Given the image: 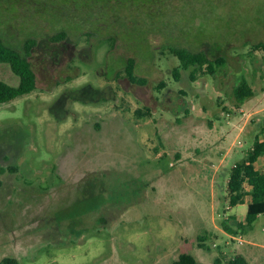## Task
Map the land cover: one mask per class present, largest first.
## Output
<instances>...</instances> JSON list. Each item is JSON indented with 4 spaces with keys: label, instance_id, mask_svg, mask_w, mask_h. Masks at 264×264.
I'll use <instances>...</instances> for the list:
<instances>
[{
    "label": "rangeland",
    "instance_id": "rangeland-1",
    "mask_svg": "<svg viewBox=\"0 0 264 264\" xmlns=\"http://www.w3.org/2000/svg\"><path fill=\"white\" fill-rule=\"evenodd\" d=\"M162 1L152 18L102 20L103 31L132 37L111 50L83 35L95 26L82 15L52 42L60 26L47 4L18 0L12 12L0 0V33L37 41L36 89L0 107V261L172 264L186 253L201 264L234 255L264 264V214L241 243L221 225L244 220L248 199L228 206V174L264 139V0ZM178 47L225 62L214 74L184 69L170 51ZM0 80L18 84L5 63ZM241 81L253 94L240 103Z\"/></svg>",
    "mask_w": 264,
    "mask_h": 264
},
{
    "label": "trees",
    "instance_id": "trees-1",
    "mask_svg": "<svg viewBox=\"0 0 264 264\" xmlns=\"http://www.w3.org/2000/svg\"><path fill=\"white\" fill-rule=\"evenodd\" d=\"M11 1V11L16 9L18 0ZM32 1V0H27ZM37 5L47 4L51 16L60 26L59 31L54 33L50 40L52 42H63L69 35V30L73 28L77 30V25L73 21L80 15L84 16L89 23L92 22L93 31L85 32L90 41L91 38H96V42L107 41L111 46V50L117 47L119 39H126L125 33H119L113 27H105L103 31L100 27L101 21L110 19L118 20L125 12L135 14L139 10H144L149 14L150 18L153 15L161 13L160 4L162 0H34ZM155 7L154 12L151 9ZM46 10V11H47ZM148 10V11H146ZM57 13V14H56ZM59 14V15H58ZM158 18V16H157ZM123 19V18H121ZM67 24L66 26L60 23ZM67 28V29H66ZM129 40L132 37H127ZM144 41L143 36L141 37ZM13 39V38H12ZM37 41L34 38L28 37L21 43H15L0 33V63H5L10 66L12 72L18 77L17 85H10L0 80V107L6 105L20 97L32 93L36 89V74L29 60L32 49L36 46ZM92 45V43H90ZM77 45V44H76ZM257 48L263 50L264 44L258 43ZM110 50V51H111ZM170 51L179 60L180 66L184 69L189 67L193 71H200L205 67L207 74H214L215 67L222 65L225 62L223 57H218L211 61L202 51H191L185 47L171 48ZM135 60L127 58L124 67L126 79L132 82L136 81L134 76ZM173 77L177 81L179 79V70L173 69ZM194 79V76H192ZM144 83V81H141ZM165 85L163 82L157 86L161 89ZM74 93V92H73ZM233 94L237 102H243L245 98L252 96L253 91L245 81H241L240 85L235 87ZM75 95V93H74ZM74 97L72 96V99ZM60 97L56 102L59 104ZM137 117H140L139 112ZM260 157H264V141L258 137L253 142V145L246 151V156L237 164L231 167L228 174L226 198L228 206L234 208L239 204H243L245 198L248 199L247 211L243 221H237L234 215H229L228 218L222 219L221 225L223 230L230 235H241L239 232H245L256 221L259 215L264 214V168L256 166ZM0 264H19L18 260L11 257H5L0 261ZM172 264H201L192 255L182 253ZM215 264H223L221 258H216ZM225 264H249L241 255H234L229 258Z\"/></svg>",
    "mask_w": 264,
    "mask_h": 264
},
{
    "label": "crops",
    "instance_id": "crops-1",
    "mask_svg": "<svg viewBox=\"0 0 264 264\" xmlns=\"http://www.w3.org/2000/svg\"><path fill=\"white\" fill-rule=\"evenodd\" d=\"M262 141H264V139H262ZM262 160V164H260L259 168H264V157H260L258 162H261ZM257 162V163H258ZM246 202L243 203V205L245 204ZM247 204V203H246ZM237 221H240V220H237Z\"/></svg>",
    "mask_w": 264,
    "mask_h": 264
},
{
    "label": "built area",
    "instance_id": "built-area-1",
    "mask_svg": "<svg viewBox=\"0 0 264 264\" xmlns=\"http://www.w3.org/2000/svg\"><path fill=\"white\" fill-rule=\"evenodd\" d=\"M225 218H228V216H226ZM237 239H238V241L241 243L242 240H243V239H242V235H238V236H237Z\"/></svg>",
    "mask_w": 264,
    "mask_h": 264
}]
</instances>
